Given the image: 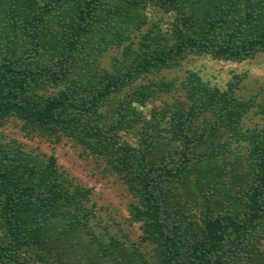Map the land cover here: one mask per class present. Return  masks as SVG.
Segmentation results:
<instances>
[{"label":"trees","instance_id":"obj_1","mask_svg":"<svg viewBox=\"0 0 264 264\" xmlns=\"http://www.w3.org/2000/svg\"><path fill=\"white\" fill-rule=\"evenodd\" d=\"M258 54L264 0H0V264H264V128L244 127L257 96L236 75H164ZM9 122L103 163L139 241Z\"/></svg>","mask_w":264,"mask_h":264},{"label":"rangeland","instance_id":"obj_2","mask_svg":"<svg viewBox=\"0 0 264 264\" xmlns=\"http://www.w3.org/2000/svg\"><path fill=\"white\" fill-rule=\"evenodd\" d=\"M188 71L198 73L205 81L222 89L234 75L240 76L242 81L238 94L243 99L257 96L256 106L244 120V127L264 128V54H258L254 59L242 63L216 61L209 56L190 57L180 69L165 71L164 75L168 79L183 78ZM1 131L23 142L25 149L54 155L63 171L78 183L92 189V199L99 214L107 221L110 220L113 227L115 220L132 240L139 241L142 234L140 224L130 221L129 205L133 202L132 196L119 178L107 171L103 163L88 157L81 147L67 139L58 144L38 138L29 140L20 133L14 122H9Z\"/></svg>","mask_w":264,"mask_h":264}]
</instances>
